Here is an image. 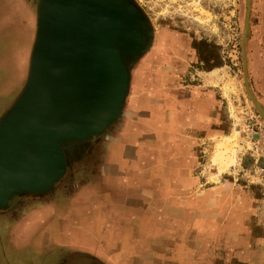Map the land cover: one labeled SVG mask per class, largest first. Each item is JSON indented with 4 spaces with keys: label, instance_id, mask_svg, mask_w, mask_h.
I'll use <instances>...</instances> for the list:
<instances>
[{
    "label": "crops",
    "instance_id": "obj_1",
    "mask_svg": "<svg viewBox=\"0 0 264 264\" xmlns=\"http://www.w3.org/2000/svg\"><path fill=\"white\" fill-rule=\"evenodd\" d=\"M32 15L33 0H0L3 112L25 78ZM155 51L129 72L120 116L99 136L86 182L46 203L45 219L13 221V242L38 241L43 254L14 252L0 264H57L68 252L84 264H205L208 234L219 231L213 216L229 210L224 185L200 190L192 175L195 147L212 132V111L221 110L217 80L180 84L172 76L175 48L162 42ZM34 226L41 236L32 235Z\"/></svg>",
    "mask_w": 264,
    "mask_h": 264
},
{
    "label": "rangeland",
    "instance_id": "obj_2",
    "mask_svg": "<svg viewBox=\"0 0 264 264\" xmlns=\"http://www.w3.org/2000/svg\"><path fill=\"white\" fill-rule=\"evenodd\" d=\"M133 2L147 18L150 41L145 51L129 63V72L145 58L152 57L151 54L157 52L158 43L165 42L175 48L170 51V56L175 62L172 76L178 83H212L214 78L217 80L213 91L221 101L218 102L221 110L212 111L208 123L212 132L208 131L207 140L195 147L197 161L192 175L194 187L200 190L224 185L223 202L229 204V210L219 209L213 216L211 224L217 223L219 231L208 234L203 252L205 264H264V122L248 100L242 82L241 37L245 0ZM34 22L35 0L32 40ZM247 24L243 43L246 79L249 90L264 110V0L249 1ZM1 109L2 106L0 114ZM200 133L204 134L203 131ZM101 134L66 148L67 152L77 155L71 156L68 162L66 159L64 174L49 192L22 197L13 213L11 210L0 211V257L9 258V254L21 251L31 253L33 257L43 254L38 241L26 248H21L17 241L13 242L8 235L13 223L3 222L20 218L45 219L46 203L53 202L58 194L62 197L69 195L73 187L88 179L91 171L88 161L93 159L89 157L97 154ZM226 135L233 136L234 154L231 156L234 159L228 168L222 170L221 163L212 158L216 143ZM35 229L36 226L32 235ZM36 230L35 236H41L43 229L38 226ZM73 255L74 252L64 254L59 262H65Z\"/></svg>",
    "mask_w": 264,
    "mask_h": 264
},
{
    "label": "water",
    "instance_id": "obj_3",
    "mask_svg": "<svg viewBox=\"0 0 264 264\" xmlns=\"http://www.w3.org/2000/svg\"><path fill=\"white\" fill-rule=\"evenodd\" d=\"M242 82L249 90L243 43ZM34 34L23 84L0 115V210L14 196L49 192L66 169V148L106 130L123 108L129 63L150 41L133 0H35Z\"/></svg>",
    "mask_w": 264,
    "mask_h": 264
},
{
    "label": "bare ground",
    "instance_id": "obj_4",
    "mask_svg": "<svg viewBox=\"0 0 264 264\" xmlns=\"http://www.w3.org/2000/svg\"><path fill=\"white\" fill-rule=\"evenodd\" d=\"M233 147V136L231 135L221 137L220 140L216 143V150L212 160L221 163L220 169L225 170L226 168H228L230 163H232L234 159V157L231 156L232 154H234Z\"/></svg>",
    "mask_w": 264,
    "mask_h": 264
},
{
    "label": "flooded vegetation",
    "instance_id": "obj_5",
    "mask_svg": "<svg viewBox=\"0 0 264 264\" xmlns=\"http://www.w3.org/2000/svg\"><path fill=\"white\" fill-rule=\"evenodd\" d=\"M66 154H67V162H68V159L72 156H74V155H77V153H70V152H67V150H66V152H65ZM70 153V154H69ZM22 197H18V196H14V197H12V199L10 200V203H9V206L6 208V209H4V210H0V211H6V210H11L12 211V213L13 212H15L14 210H16V208L18 207V204H19V200L21 199ZM14 220H18V219H14ZM14 220H10V219H8V220H5L4 222H3V224L4 223H9V222H11V223H13V221ZM51 248H53V249H55L54 248V246H51V244H49V246H48V249L50 250ZM55 251V250H54ZM69 253V252H68ZM75 256L73 255L71 258L69 257V259L67 260V261H65V262H62V261H60V262H58V264H84L83 262H84V260H82V259H78V258H74ZM49 264H54V262L53 261H51Z\"/></svg>",
    "mask_w": 264,
    "mask_h": 264
}]
</instances>
